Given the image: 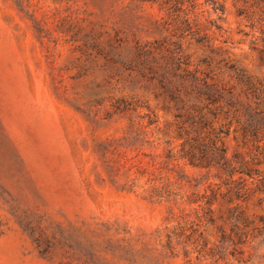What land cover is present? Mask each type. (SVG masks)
<instances>
[{
  "label": "rangeland",
  "instance_id": "1",
  "mask_svg": "<svg viewBox=\"0 0 264 264\" xmlns=\"http://www.w3.org/2000/svg\"><path fill=\"white\" fill-rule=\"evenodd\" d=\"M0 264H264V0H0Z\"/></svg>",
  "mask_w": 264,
  "mask_h": 264
}]
</instances>
